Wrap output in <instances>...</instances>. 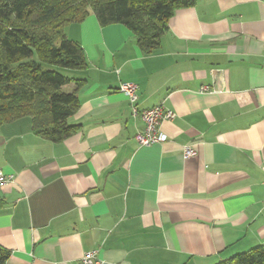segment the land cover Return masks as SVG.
<instances>
[{"label":"crops","instance_id":"crops-1","mask_svg":"<svg viewBox=\"0 0 264 264\" xmlns=\"http://www.w3.org/2000/svg\"><path fill=\"white\" fill-rule=\"evenodd\" d=\"M65 33L87 62L70 71L83 80L76 130L50 141L27 116L0 125L6 264H79L89 250L103 264H216L263 245L264 0L178 8L148 54L93 13ZM122 82L137 84L139 111L174 113L164 142L137 143Z\"/></svg>","mask_w":264,"mask_h":264},{"label":"trees","instance_id":"trees-1","mask_svg":"<svg viewBox=\"0 0 264 264\" xmlns=\"http://www.w3.org/2000/svg\"><path fill=\"white\" fill-rule=\"evenodd\" d=\"M196 0H0V125L30 117L33 132L50 141L73 133L83 80L68 70L87 67L82 47L65 28L93 13L99 24L125 25L144 54L160 46L174 11ZM74 84L67 92L64 87ZM1 205V202H0ZM9 251L0 247V264ZM216 264H264V244Z\"/></svg>","mask_w":264,"mask_h":264},{"label":"built area","instance_id":"built-area-1","mask_svg":"<svg viewBox=\"0 0 264 264\" xmlns=\"http://www.w3.org/2000/svg\"><path fill=\"white\" fill-rule=\"evenodd\" d=\"M263 65H264V49L262 52ZM137 84L134 82H122L120 83L118 90L127 96L132 107L134 115H138L144 123V129L135 136V140L141 146H149L154 143H161L166 140V134L160 129V124L163 120H168L174 117V113L164 108L161 104L153 106L148 109L139 111L137 109ZM213 87L204 85L200 88L201 92L215 91ZM194 155V150L190 146L183 147L182 156L188 158ZM13 176L10 174H4L0 170V187L12 180ZM79 264H103L98 258L95 250H89L84 252L79 260Z\"/></svg>","mask_w":264,"mask_h":264},{"label":"rangeland","instance_id":"rangeland-1","mask_svg":"<svg viewBox=\"0 0 264 264\" xmlns=\"http://www.w3.org/2000/svg\"><path fill=\"white\" fill-rule=\"evenodd\" d=\"M70 71H71V70H68V71L66 72V74H67V75H71V72H72V71H71V72H70ZM64 90L67 91V92H70L71 88H69V86H65V87H64Z\"/></svg>","mask_w":264,"mask_h":264}]
</instances>
